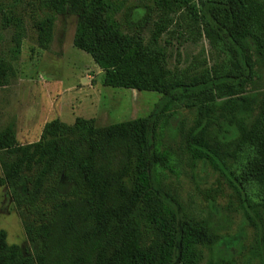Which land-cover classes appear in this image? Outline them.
<instances>
[{
  "label": "trees",
  "instance_id": "trees-1",
  "mask_svg": "<svg viewBox=\"0 0 264 264\" xmlns=\"http://www.w3.org/2000/svg\"><path fill=\"white\" fill-rule=\"evenodd\" d=\"M36 8L39 47H49L57 15L77 12L72 43L102 70V84L161 97L148 115L118 123L51 119L25 144L13 120L0 127V186L36 245L29 255L0 230V264H264V0H153L152 36L187 10L222 57L199 74L168 67L145 42L147 19L133 28L115 0H36ZM4 14L2 25L13 29L10 60L0 61L6 84L26 27L12 10ZM179 105L193 113L184 135L193 164L241 160L237 191L256 228L241 260V236L190 217L165 182L177 160L161 139ZM251 184L258 202L245 191Z\"/></svg>",
  "mask_w": 264,
  "mask_h": 264
},
{
  "label": "rangeland",
  "instance_id": "rangeland-1",
  "mask_svg": "<svg viewBox=\"0 0 264 264\" xmlns=\"http://www.w3.org/2000/svg\"><path fill=\"white\" fill-rule=\"evenodd\" d=\"M115 1L122 6V13L128 14L133 28L147 19L143 24L145 42L157 49L168 67L199 74L214 63H221L222 57L210 46L199 23L187 10L174 16L167 29L154 37L153 0ZM10 10L22 17L26 36L17 58L11 61L14 73L8 83H0V127L13 120L19 143L37 141L44 123L54 118L65 123H72L76 117L93 118L95 124L102 126L143 117L161 97L157 92L102 84V70L89 54L72 43L77 12L57 15L49 47H39L33 25L42 15L37 11L36 0H0V61L10 60L8 49L13 44V29L2 25L4 13ZM122 13L118 15L120 19L125 17ZM192 123V111L179 105L178 116L171 119V126L163 133V145L174 152L177 160L176 173L165 171V182L190 217L212 220L221 235L241 236L236 254L241 260L256 238V228L244 220L247 211L243 194L237 191L241 160L227 158L224 166L200 161L193 164L184 148V135ZM251 185L245 191L258 202L260 189ZM259 225L264 234V219ZM0 230L5 231L9 244L19 245L33 255L36 245L27 240L5 186H0Z\"/></svg>",
  "mask_w": 264,
  "mask_h": 264
}]
</instances>
